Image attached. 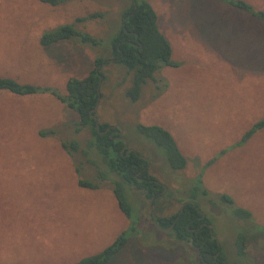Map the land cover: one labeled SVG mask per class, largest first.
<instances>
[{
	"label": "rangeland",
	"instance_id": "1",
	"mask_svg": "<svg viewBox=\"0 0 264 264\" xmlns=\"http://www.w3.org/2000/svg\"><path fill=\"white\" fill-rule=\"evenodd\" d=\"M148 1L179 65L162 66L138 101L126 95L132 74L112 54V37L131 0H0V76L64 95L71 77H85L96 58H106L97 116L100 123L123 127L128 146L150 160L151 174L166 186L153 203L156 215L178 212L179 199L193 195L201 179L209 193H198L197 202L230 264L237 263L234 242L245 223L219 201L221 194L261 227L248 242L247 261L238 264H264V127L242 142L264 119V20L225 0ZM246 1L264 10V0ZM95 12L103 16L76 22ZM63 24L102 43L41 44L44 32ZM79 120L52 94L0 91V264H73L127 229V245L109 264H198L192 246L176 244L169 230L155 227L151 200L141 191L127 190L133 207L127 218L109 180L97 189L79 186L77 168L94 179L90 159L100 162L95 150L83 154L91 133L75 130ZM137 123L170 131L187 166L172 169L154 142L138 134ZM49 129L55 133L41 134ZM75 140L81 150L70 153L62 143Z\"/></svg>",
	"mask_w": 264,
	"mask_h": 264
},
{
	"label": "trees",
	"instance_id": "2",
	"mask_svg": "<svg viewBox=\"0 0 264 264\" xmlns=\"http://www.w3.org/2000/svg\"><path fill=\"white\" fill-rule=\"evenodd\" d=\"M51 5H59L70 0H41ZM232 6L247 11L254 17L264 20V10L256 9L246 0H225ZM101 12L88 14L77 18L76 22L85 21L90 18H100ZM41 44L49 46L62 41H73L79 44L99 45L102 40L89 33L78 29L74 24H63L51 31L44 32L41 37ZM113 59L124 65L127 72L132 74V85L126 91L131 101H138L141 97L143 85L149 80L157 81L156 72L162 66H178V62L172 59L173 47L166 36L160 31L158 15L153 5L148 0H131V4L123 11L119 30L112 37ZM106 58L99 56L95 60L93 69L83 78L71 77L67 81V93L59 94L50 86H40L31 83H22L13 77L0 76V91H8L17 95H28L39 92L52 94L68 107L76 111L80 117L76 123V131L89 129L91 138L87 142V149L83 154L88 156L90 150H95L100 162L90 159L96 166L94 179L83 178L82 168H77L78 184L81 187L97 189L105 181L113 184V191L117 198L119 208L127 216L132 217L133 207L128 199L127 190L136 189L144 193L154 204L158 199L167 193L164 184L158 181L149 169V159L139 151L123 149L125 141L115 133H112L108 123H99L97 126L93 109L102 97V85L106 79L103 65ZM264 127V119L257 121L249 129L242 142L249 139L257 129ZM117 129V127H116ZM136 130L140 136L154 142L163 152L166 161L172 169H184L187 166V158L180 150L173 135L167 129L159 125L136 124ZM55 133L54 129L42 130V135ZM63 146L70 152L81 150L79 141L63 142ZM201 179L195 183L194 194L179 201L185 203L178 212L170 216L157 215L155 227L168 229L169 236L179 245H190L197 251L198 264H230L224 247L211 233V227L204 225L209 223L210 218L206 215L204 219L199 218L202 213L197 202V194L208 196L209 191L201 188ZM196 194V195H195ZM188 198L193 201H187ZM216 201V200H215ZM219 201L229 204L233 208V216L245 225L241 233L235 237V249L237 263L239 260L247 261L248 242L250 238L258 235L255 231L260 227L254 222L252 214L242 208L234 206V200L228 194H221ZM217 203V202H216ZM247 225V226H246ZM247 228H246V227ZM255 226V228H254ZM261 228V227H260ZM129 240V230L122 231L115 240L102 251L85 256L73 264H109L112 258L120 253ZM27 264V263H16Z\"/></svg>",
	"mask_w": 264,
	"mask_h": 264
},
{
	"label": "water",
	"instance_id": "3",
	"mask_svg": "<svg viewBox=\"0 0 264 264\" xmlns=\"http://www.w3.org/2000/svg\"><path fill=\"white\" fill-rule=\"evenodd\" d=\"M99 103H100V99H99V101L97 102V105H96V107L93 109V111L94 112H96L97 111V108H98V106H99ZM93 117L96 119V122H97V126L99 125V119H98V116H97V114H93ZM110 127H118V132H119V134L121 135V134H123V132H124V129H123V127L121 126V125H114V126H110ZM120 138H122L124 141H125V144H124V149L125 148H127L128 147V144H129V141L127 140V138L126 137H122V136H120ZM135 151V149L134 148H132V147H130L129 148V151ZM142 157H145V158H147L146 156H142ZM148 159V158H147ZM149 164H150V161H149ZM153 201H154V198H151V201H150V207H151V211H152V214H153V218H154V222L155 223H157V221H156V218H157V215H156V213H155V211H154V208H153ZM184 205H185V203H184ZM205 213H202V217L201 218H205ZM204 225H206V226H208V227H211L210 225H209V223H204ZM163 230H169V228L168 229H164V228H162ZM210 231H211V233L214 235V237L218 240V238L216 237V235L214 234V232H213V229H210ZM219 241V240H218Z\"/></svg>",
	"mask_w": 264,
	"mask_h": 264
},
{
	"label": "flooded vegetation",
	"instance_id": "4",
	"mask_svg": "<svg viewBox=\"0 0 264 264\" xmlns=\"http://www.w3.org/2000/svg\"><path fill=\"white\" fill-rule=\"evenodd\" d=\"M110 129H112V133H115L116 135H118L119 137L120 136H122V137H125L123 134H119V132H118V127H117V129L115 128V127H111ZM124 133V132H123ZM129 146L127 147V148H125V149H127V152H129ZM123 149H124V147H123ZM131 151V150H130ZM135 151H137L136 149H135ZM187 201H193L192 199H190V198H188V200ZM182 206H184V203L182 204ZM182 206H181V208H182ZM199 212L200 213H204L203 212V210L202 209H199ZM206 215V214H205ZM202 216H200L199 218H201ZM202 219H204V218H202Z\"/></svg>",
	"mask_w": 264,
	"mask_h": 264
}]
</instances>
